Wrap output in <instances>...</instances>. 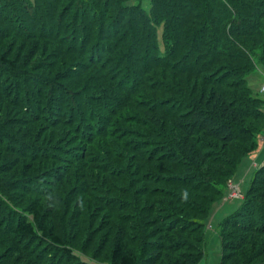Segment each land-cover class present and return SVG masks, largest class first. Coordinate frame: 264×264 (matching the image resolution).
<instances>
[{
    "label": "trees",
    "instance_id": "obj_1",
    "mask_svg": "<svg viewBox=\"0 0 264 264\" xmlns=\"http://www.w3.org/2000/svg\"><path fill=\"white\" fill-rule=\"evenodd\" d=\"M135 2L0 0V264H200L239 199L264 0ZM217 232L220 264H264V164Z\"/></svg>",
    "mask_w": 264,
    "mask_h": 264
},
{
    "label": "rangeland",
    "instance_id": "obj_2",
    "mask_svg": "<svg viewBox=\"0 0 264 264\" xmlns=\"http://www.w3.org/2000/svg\"><path fill=\"white\" fill-rule=\"evenodd\" d=\"M158 43L162 48L163 40L161 29L158 30ZM249 86L256 94H259L264 98V95L260 94V90L264 86L263 77L257 75L251 76ZM260 141L259 149L254 154L249 155L250 157H246L241 161L235 172L232 184L230 185L232 190L235 189L236 192H240L238 193L240 196L239 199L233 200L231 197L232 200H223L218 204H215L210 211V216L206 224V259L200 264H220L222 253L217 232L218 227L226 216L234 213L238 209L242 203V197H244L248 191L256 169L264 163V136L260 137ZM229 196L230 193H227V197ZM104 253L105 250L99 248L90 250L89 255L85 254V256L93 262L92 264H110L107 262V257L104 256ZM97 256L102 257L96 259Z\"/></svg>",
    "mask_w": 264,
    "mask_h": 264
},
{
    "label": "built area",
    "instance_id": "obj_3",
    "mask_svg": "<svg viewBox=\"0 0 264 264\" xmlns=\"http://www.w3.org/2000/svg\"><path fill=\"white\" fill-rule=\"evenodd\" d=\"M261 91L264 92V87H262ZM232 191H233V193L231 195L232 198H239L240 197L238 194L239 193L238 191L236 192L235 189H233ZM235 193H237V194H235Z\"/></svg>",
    "mask_w": 264,
    "mask_h": 264
},
{
    "label": "crops",
    "instance_id": "obj_4",
    "mask_svg": "<svg viewBox=\"0 0 264 264\" xmlns=\"http://www.w3.org/2000/svg\"><path fill=\"white\" fill-rule=\"evenodd\" d=\"M264 164V163H263Z\"/></svg>",
    "mask_w": 264,
    "mask_h": 264
}]
</instances>
